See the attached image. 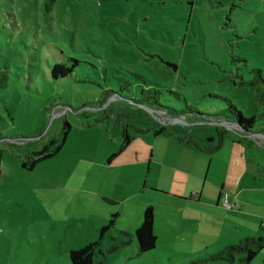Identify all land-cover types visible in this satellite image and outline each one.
Returning a JSON list of instances; mask_svg holds the SVG:
<instances>
[{
    "label": "rangeland",
    "instance_id": "obj_1",
    "mask_svg": "<svg viewBox=\"0 0 264 264\" xmlns=\"http://www.w3.org/2000/svg\"><path fill=\"white\" fill-rule=\"evenodd\" d=\"M48 3L0 0V264H72L70 251L99 240L110 220L95 264H264V249L250 263L239 255L233 263L212 259L264 225L262 145L248 147L253 174L236 176L231 209L223 194L224 212L208 209L211 220L219 216L203 221L201 231L191 219L176 229L157 216L156 246L145 253L134 234L141 199L117 204L101 195L115 185H104L106 154L118 150L122 122L132 137L122 153L143 147L146 177L154 143L143 134L153 136L155 121L192 128L203 144L219 146L216 126L232 130L222 116L229 102L246 117L264 111L249 83L253 69L264 76V0H55L47 10ZM56 63L77 65L54 78ZM133 100L189 113L183 122L168 114L155 120ZM108 115L119 118L111 120L119 125L111 136L96 126ZM252 132L264 134V121ZM52 138L65 139L56 155L22 166ZM217 155L209 175L215 185L227 169ZM140 188L145 197L162 195L145 178ZM205 195L215 204L218 194ZM179 221L178 213L171 217Z\"/></svg>",
    "mask_w": 264,
    "mask_h": 264
},
{
    "label": "crops",
    "instance_id": "obj_2",
    "mask_svg": "<svg viewBox=\"0 0 264 264\" xmlns=\"http://www.w3.org/2000/svg\"><path fill=\"white\" fill-rule=\"evenodd\" d=\"M96 126H99L111 136V129L117 128L119 125H112L109 121L105 125ZM193 133L195 131L192 128L177 129L176 126H172L170 133L158 136L153 134L152 137L150 132L143 134L147 138V142L152 139L154 143L148 159L150 163L146 177H144L143 168L147 157L143 147L134 156L121 153L114 160L108 162L109 157L117 152L116 146L109 147L110 154H106L107 165L105 164L108 178L104 185L107 187L106 182L111 185L110 179H115V185L112 186L113 191L102 193V197L117 204L127 203L131 199H141L134 205V208L138 209L140 213L138 218L141 221L143 220L142 214L145 208L150 205L153 206L155 213L154 230L157 216L164 218V215H166L167 224L176 229L184 224V220L188 218L191 219L193 229L201 231L200 224L203 221L211 220L208 217L207 210L213 209L215 213L224 212V209L218 206L222 195L228 193L232 197H236L238 189L234 183L235 180H238L237 177L241 173L244 174V177L245 174H253V168L248 158V146L244 143L229 140L223 136L221 148L215 150V145L207 146L203 144L200 135H193ZM114 141H117V145H120L122 141L121 130H119ZM224 148L227 151L223 156L221 152ZM216 154L223 157L227 167L225 178L221 184L217 185L209 181L211 169L215 167L213 166V159ZM143 178L146 179L148 186L154 187L162 195L156 194L145 197L140 188ZM120 180H122V185ZM208 185H210V188H208ZM210 189L218 194L215 204L214 201L209 202L205 195ZM177 213L180 221L174 225L171 222V217H175ZM216 216L219 215H212L215 219ZM214 218L211 221L215 220ZM208 231L211 230H206L207 233Z\"/></svg>",
    "mask_w": 264,
    "mask_h": 264
},
{
    "label": "trees",
    "instance_id": "obj_3",
    "mask_svg": "<svg viewBox=\"0 0 264 264\" xmlns=\"http://www.w3.org/2000/svg\"><path fill=\"white\" fill-rule=\"evenodd\" d=\"M55 0H49L47 4V10H51L52 4ZM77 64L67 65L64 63H56L53 65L51 69V74L54 78L67 76L71 72H73L74 68ZM254 77L249 82L256 90V98L257 103L261 108H264V76L260 69H253L252 70ZM151 103L154 104L156 99L150 97ZM140 103V105L154 108V109H162L166 110L167 114L170 115L171 119L179 120L180 122L183 121V117L186 116L185 111H178L173 108H164L162 106H150L147 103H143L141 101L133 100L132 103ZM225 114L222 115L225 120H230L236 122L239 125V131L235 130H222L220 126H216L218 132L221 133V139L223 138V134L227 135L229 139L239 142V143H246V145L253 146L256 144L254 139L251 137L254 132H252L253 128L260 122L264 121V111L255 114L250 117L244 116V114L237 109V107L232 103H228L227 110L225 109ZM227 113V114H226ZM109 121L113 119H118V117L110 116ZM138 118H143V114L140 113ZM156 120V118H154ZM155 127L153 134L155 136L162 135L165 133H170L172 129V124L163 123L159 121H155ZM122 129V141L119 145L117 152L112 154L108 162L114 160L119 154H121L127 147L130 145L132 141V137L129 132V122H122L121 123ZM71 129V125H65V136H67L68 132ZM224 132V133H223ZM65 139L58 140L52 138L49 141V144L44 145L41 149L32 152V159L31 165L27 166L26 162L22 163L23 167L32 168L34 164L38 161L52 157L56 155L63 147ZM219 146H215L214 149H218ZM154 220H155V213L153 206H147L143 212V221L140 226L136 228L134 231L137 247L140 253H145L155 248L157 242V236L154 232ZM114 224L113 220L109 221L108 225H105L100 230V239L103 236L104 232L110 228L111 225ZM100 239L93 241L79 249H72L69 253V258L72 264H95V255L96 249L100 243ZM264 249V225H260V231L257 236L254 237H246L240 240L238 243L231 244L226 246L222 251H220L217 255L212 256V259L216 260H223L226 262L233 263L235 261L236 256L241 257V263H250L262 250Z\"/></svg>",
    "mask_w": 264,
    "mask_h": 264
},
{
    "label": "built area",
    "instance_id": "obj_4",
    "mask_svg": "<svg viewBox=\"0 0 264 264\" xmlns=\"http://www.w3.org/2000/svg\"><path fill=\"white\" fill-rule=\"evenodd\" d=\"M149 110H150L151 114L153 115V117L154 118L156 117L157 120H160L161 117H164V115L167 114L166 111H163V110H160V109H153V108H151ZM166 118L167 119H170V117H168V116ZM251 137L254 139V141L256 142V144H259V145L264 146V134L254 133V134L251 135ZM228 197H229V194L228 193H225L224 198L222 200V205H223V207H225L227 209H231L232 208V205L230 204Z\"/></svg>",
    "mask_w": 264,
    "mask_h": 264
},
{
    "label": "water",
    "instance_id": "obj_5",
    "mask_svg": "<svg viewBox=\"0 0 264 264\" xmlns=\"http://www.w3.org/2000/svg\"><path fill=\"white\" fill-rule=\"evenodd\" d=\"M181 122H183V121H181ZM229 123L232 124V125H224V126H226L228 129H233V130H235L237 132L239 131V125L236 122L232 121V122H229ZM213 124H216V123H213ZM219 124H221V123H219Z\"/></svg>",
    "mask_w": 264,
    "mask_h": 264
}]
</instances>
